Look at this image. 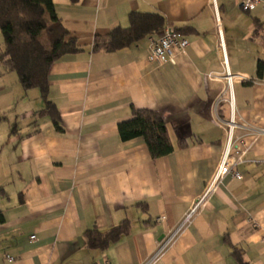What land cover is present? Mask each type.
I'll return each mask as SVG.
<instances>
[{
	"label": "crops",
	"instance_id": "obj_1",
	"mask_svg": "<svg viewBox=\"0 0 264 264\" xmlns=\"http://www.w3.org/2000/svg\"><path fill=\"white\" fill-rule=\"evenodd\" d=\"M81 50L56 61L47 100L24 90L0 62V264H143L202 194L222 158L227 130L216 102L227 94L210 0H53ZM234 84L239 124L264 130V9L217 0ZM159 13L189 40L174 61L149 60V38L123 49L94 51L96 35L129 26L132 12ZM259 27V30H257ZM4 38L0 30V51ZM158 111L175 151L152 158L145 141H124L118 125L131 107ZM218 115L228 120L227 102ZM248 133V134H247ZM207 207L180 232L155 264H264V133ZM180 139L188 146L178 147ZM131 221V231L106 250L88 248L84 234ZM35 236V239H32ZM7 256L14 258L9 261Z\"/></svg>",
	"mask_w": 264,
	"mask_h": 264
},
{
	"label": "trees",
	"instance_id": "obj_2",
	"mask_svg": "<svg viewBox=\"0 0 264 264\" xmlns=\"http://www.w3.org/2000/svg\"><path fill=\"white\" fill-rule=\"evenodd\" d=\"M129 21L127 28L118 26L107 34L96 35L94 51L113 52L129 47L150 34L160 32L165 26V18L159 13L132 12ZM0 30L4 38V47L0 51L4 71L15 72L24 90H40L46 104L40 113L49 114L56 128L63 131L56 105L47 100L49 72L56 61L80 51L81 46L62 23L54 1L0 0ZM263 74L264 61L260 60L256 75L262 78ZM131 113L130 119L118 125L119 134L124 141L142 138L154 159L175 151L166 121L158 111L132 106ZM186 146L187 140L180 139L178 147ZM130 231L131 221L125 220L109 231L88 229L84 234V241L88 248L106 250ZM234 254L238 264H249L237 249Z\"/></svg>",
	"mask_w": 264,
	"mask_h": 264
},
{
	"label": "built area",
	"instance_id": "obj_3",
	"mask_svg": "<svg viewBox=\"0 0 264 264\" xmlns=\"http://www.w3.org/2000/svg\"><path fill=\"white\" fill-rule=\"evenodd\" d=\"M210 4L213 8L217 29V52L219 54L221 63L224 66V74L221 76L209 74V78H220L226 82L225 92L227 96L226 98L222 96L215 104L217 122L220 124V126L226 128L227 130L225 149L216 172L207 182L202 194L199 195L190 206L181 223L175 229L169 231L165 235V237L159 242L157 250L154 252V254H152L143 264H155L162 258L165 252L172 247L183 228L189 225L192 220L207 207L213 195L222 186L228 176H232L237 179L242 178L241 173L237 169L244 162V155L251 148L252 142L249 143L246 140V135L238 136L236 131L238 129H244L245 131H248L249 134L253 136L254 141L257 139L259 134L264 133V130L262 129H253L247 125L239 124L236 119L234 84L237 79L244 80L245 77L242 76V74L233 73L230 69L229 53L227 49L220 8L217 0H210ZM258 5H262L264 9V0H243L241 7L242 10L250 12L256 9ZM149 45V60L158 65H163L169 61H174L175 51H184L189 45V40L180 34L175 28L166 27L156 37L152 36L149 38ZM222 102H227L230 107L231 116L228 120H225L218 115L219 105ZM32 239H35V236H32ZM7 258L9 261L14 260V258L11 256H7Z\"/></svg>",
	"mask_w": 264,
	"mask_h": 264
}]
</instances>
